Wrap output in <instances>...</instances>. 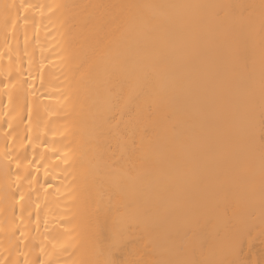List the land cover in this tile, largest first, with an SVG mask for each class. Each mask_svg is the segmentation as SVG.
<instances>
[{"label":"bare ground","instance_id":"1","mask_svg":"<svg viewBox=\"0 0 264 264\" xmlns=\"http://www.w3.org/2000/svg\"><path fill=\"white\" fill-rule=\"evenodd\" d=\"M108 261L264 264V0H0V264Z\"/></svg>","mask_w":264,"mask_h":264},{"label":"snow or ice","instance_id":"2","mask_svg":"<svg viewBox=\"0 0 264 264\" xmlns=\"http://www.w3.org/2000/svg\"><path fill=\"white\" fill-rule=\"evenodd\" d=\"M4 7L6 10H10L12 8H15V5L14 4L4 5ZM21 7H23V5H21ZM106 264H116V262L115 261H108V262H106Z\"/></svg>","mask_w":264,"mask_h":264}]
</instances>
